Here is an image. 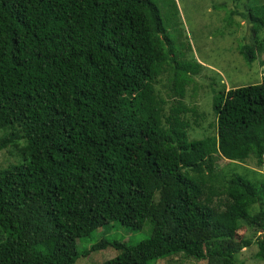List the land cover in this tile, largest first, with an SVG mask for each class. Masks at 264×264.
Returning <instances> with one entry per match:
<instances>
[{
    "label": "trees",
    "instance_id": "trees-1",
    "mask_svg": "<svg viewBox=\"0 0 264 264\" xmlns=\"http://www.w3.org/2000/svg\"><path fill=\"white\" fill-rule=\"evenodd\" d=\"M245 2L253 44L238 51L252 64L264 0ZM181 27L176 0H0V149L20 158L0 168V264H75L108 249L118 255L103 264H246L254 245L264 263V173L245 167H264V74L213 89L215 121L190 139L206 129L207 114L184 103L204 66L184 60ZM147 222L138 244L78 251L99 228Z\"/></svg>",
    "mask_w": 264,
    "mask_h": 264
},
{
    "label": "rangeland",
    "instance_id": "rangeland-1",
    "mask_svg": "<svg viewBox=\"0 0 264 264\" xmlns=\"http://www.w3.org/2000/svg\"><path fill=\"white\" fill-rule=\"evenodd\" d=\"M160 3V0H153ZM180 20L182 23L183 34L179 37L184 41L186 46L190 47L184 60L196 59L204 66L200 72L194 76L192 83L187 88V97L185 104L189 107H197L199 112L207 117L200 119L202 127L190 132V139H202L207 133L210 124L215 121L212 110L213 89H220L222 84L227 89H233L248 85L259 84L264 74V54L252 64H248L244 57L239 53L238 48L244 45L253 44V32L251 31V23L248 20V8L245 0H176ZM251 5H257L258 0H250ZM162 9L161 5H159ZM163 18L165 10L162 11ZM246 17V18H244ZM169 35L176 38L178 33L171 28L168 29ZM178 37V38H179ZM264 38V31L261 34ZM178 45V44H177ZM177 54L180 46H177ZM179 56H183L180 54ZM171 73H167L161 77L158 86L161 93L165 96L163 85L169 83ZM206 113V114H205ZM193 123V120H191ZM210 134L215 133L214 129H209ZM2 133H0L1 135ZM208 134V133H207ZM18 152L15 148L6 147L0 149V168H6L10 164H18L20 158H17ZM221 168H228V161L221 160L219 162ZM249 171L254 170L264 173L263 168H257L255 163L245 165ZM244 166L239 168V172ZM259 177L258 175H251ZM151 223L142 231H133L129 228L122 227L119 223H112L103 228H99L91 237L80 239L77 243L78 251L83 253L92 245L100 243L102 240L120 241L130 244H138L151 237ZM241 235H248L245 231ZM257 252V246L244 250L241 259L246 260V264H264L258 262L254 255ZM118 252L114 249L105 251H97L89 256H81L75 264H103L114 259ZM168 259H162L150 264H164ZM198 264V263H196Z\"/></svg>",
    "mask_w": 264,
    "mask_h": 264
}]
</instances>
